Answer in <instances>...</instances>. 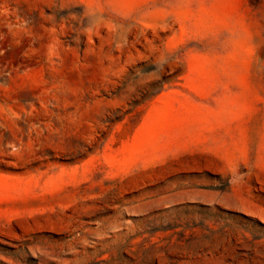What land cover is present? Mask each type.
Segmentation results:
<instances>
[{
	"label": "rangeland",
	"instance_id": "1",
	"mask_svg": "<svg viewBox=\"0 0 264 264\" xmlns=\"http://www.w3.org/2000/svg\"><path fill=\"white\" fill-rule=\"evenodd\" d=\"M0 264H264V0H0Z\"/></svg>",
	"mask_w": 264,
	"mask_h": 264
}]
</instances>
